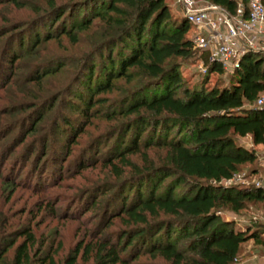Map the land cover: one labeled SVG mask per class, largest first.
Returning <instances> with one entry per match:
<instances>
[{"label": "trees", "instance_id": "16d2710c", "mask_svg": "<svg viewBox=\"0 0 264 264\" xmlns=\"http://www.w3.org/2000/svg\"><path fill=\"white\" fill-rule=\"evenodd\" d=\"M94 1L100 0H65L63 5L48 0L35 22L36 30L43 31L29 43L32 51L61 36L75 44L77 33L87 29L92 19L102 21L107 32L96 49L97 65L88 66L83 82L75 93L68 94V110L75 117L56 115L49 122L52 133L65 144L63 159H51L60 164L58 170L70 155L69 145L75 143L83 123L104 108L107 101L101 95L113 88L114 80L123 79L130 85L117 110L107 117L117 124L104 139L108 145L99 152L97 145L104 141H94L71 162L77 172L100 163L117 182L107 191L96 190L94 194L90 189L81 197L79 210L99 208L98 231L86 243L80 241L69 250L61 264H78V258L91 260V264H133L142 255L166 264H235L243 245L257 239L234 229L218 213L226 210L237 214L247 204L264 206V190L220 184L245 166L252 175L257 173L258 157L253 148H264V110L255 108L254 102L264 94V51L244 52L227 85L208 87L201 83L189 89L183 86L176 60L196 53L186 37L190 25L182 16L172 15L165 0H108L102 13H87L77 23L69 22L70 14L82 12ZM196 1L217 7L228 17L240 6L241 18L247 17V0ZM5 2L17 8L23 5L19 0ZM8 33L0 50V67L10 72L23 57L19 52L25 43L19 31ZM6 34L0 33L1 41ZM13 36L18 38L15 50ZM197 58L205 68L204 75L223 73L219 64L208 60L206 51L197 53ZM31 74V84H38L52 73L41 67ZM55 104L56 99H52L39 113L35 105L29 106L25 110L29 113L19 119H14L12 112L5 113L11 116L9 124H16L8 127V132L21 126L24 134L18 138L20 143L26 136H35L43 130L46 114L56 112ZM76 118L82 122L76 123ZM236 139H248L250 148L242 147ZM41 141L23 156L26 162L33 155L30 169L37 174L54 155L53 151L48 153L43 137ZM150 148L163 149L162 158H149L144 151ZM133 155H140V165L129 160ZM5 186H11L10 182ZM177 189L182 191L175 194ZM97 196L103 203L96 201ZM114 219L121 229L103 233ZM15 234L22 241L14 249L11 264H55L49 253L32 250L34 236L29 227ZM3 245L0 264L14 242L10 239Z\"/></svg>", "mask_w": 264, "mask_h": 264}, {"label": "rangeland", "instance_id": "374dc122", "mask_svg": "<svg viewBox=\"0 0 264 264\" xmlns=\"http://www.w3.org/2000/svg\"><path fill=\"white\" fill-rule=\"evenodd\" d=\"M19 1L23 4L19 8L6 3L5 0H2V4H0V33L7 32L2 41L0 40V50L6 37H9L8 32L15 31L12 33L14 34L19 31L23 35L25 43L23 50L19 52L23 57L14 63L13 70L9 72L3 66L0 67V69L3 68L2 75H0V250L8 240L11 239L14 242V245L2 256L1 264H11L14 249L22 241V238L16 239L15 232L23 227H29L33 233L34 246L32 250L49 253L55 264H61L69 250L80 241L86 243L98 231L99 208L94 211L79 210L78 207H81L82 203L81 197L90 189L94 194H97V191L100 193L107 191L117 182V179L110 174L109 169L100 163L91 169L77 172L71 162L80 155L81 151L87 147L91 148L94 141H98V143L104 141L97 145L98 151H103L107 144L104 139L108 138V132L113 131L117 125L107 120V117L111 111L117 110L121 99L124 98L125 91L130 89V85L124 84L123 79L114 80L113 88L108 93L101 95L107 101L104 108L98 110V113L94 114L95 117L89 119L87 123H83L82 132L76 135L75 143L69 145L70 155L62 160L64 162H61V167L58 170L60 164L51 159L54 156L63 159L62 153L65 144L63 140L52 133L49 122L56 115L58 118L65 115L75 117L68 110L70 102L68 94L75 93L79 83L83 82L87 67L91 64L97 65L95 57L98 52L96 49L105 39L107 32L102 21L92 19L91 25L87 29L77 33L75 44H70L61 36L57 40L42 43L37 50L32 51L29 47L32 37L43 31L41 28L36 30L35 22L39 14L47 8L48 0ZM52 1L55 5L65 3V0ZM72 1L81 3L85 0ZM107 1L91 2L94 4L84 6L82 12L70 14L69 22L77 23L87 13H102ZM165 2L170 7L172 15L182 16L178 0H165ZM207 6L209 5L206 3H195V9ZM194 35H196V31L190 26L186 37L191 39ZM13 37L10 39L15 50L18 38ZM195 52L190 58L176 60L183 86L191 89L201 83L208 87L227 85L231 71L223 72L221 75H204L205 72L202 73L200 69L202 63L197 58L199 51ZM59 64H63L60 69H58ZM41 67L48 68L52 74L45 76L38 84H31L30 81L33 79L31 72H35V69L40 70ZM52 99H56L55 105L58 108L56 112L46 114L43 130H40L38 134L33 137L26 136L20 143L18 138L24 134V129L21 130V126L8 132L7 128L12 129L11 127L16 124H9L11 116L7 117L5 113L12 112L14 119H19L29 111L25 110L33 105H35L36 112L44 111L47 103ZM76 119V123L82 122L80 118ZM41 137L47 141L48 153L53 151L54 155L49 158L48 163H44V167H41L42 170L40 169L41 171L37 174L30 169L33 155L26 162H24L23 156L32 145L40 146ZM236 142L246 149L250 148L248 139H236ZM253 151L258 154L259 159L256 165V175H252L250 167L245 166L239 169L232 181L220 185L223 187H248L252 186L254 180L264 176L261 165L264 163V149L253 148ZM144 152L149 158L157 156L162 158L164 150L150 148ZM129 160L137 165L141 164L140 155H133L129 157ZM8 182L11 186L6 187ZM181 191L182 189H177L175 194ZM100 200L102 202V199L97 196L96 201ZM218 216L222 220L232 223L234 229L247 231L257 239L256 243L250 240L243 245L235 264H241L254 254L257 258H264V206L262 204H247L245 210L237 214L223 210L218 213ZM120 229L121 225L118 220L114 219L103 233H116ZM77 263L91 264L92 261L82 262L78 258ZM133 264L166 263L157 258L151 259L142 255Z\"/></svg>", "mask_w": 264, "mask_h": 264}, {"label": "built area", "instance_id": "2783aa9c", "mask_svg": "<svg viewBox=\"0 0 264 264\" xmlns=\"http://www.w3.org/2000/svg\"><path fill=\"white\" fill-rule=\"evenodd\" d=\"M196 2L201 1L178 0L182 17L196 31V35L190 39L192 50L206 51L208 60L219 64L223 72L237 68L244 52L264 51L262 0H247L246 19L241 18L242 8L240 6L237 7L233 17H228L221 9L210 5L195 9ZM200 69L202 73L205 72L202 64ZM254 106L264 110V96H259ZM234 177L235 175L227 182L232 181ZM252 186L264 190V176L254 180Z\"/></svg>", "mask_w": 264, "mask_h": 264}, {"label": "crops", "instance_id": "0c3cea01", "mask_svg": "<svg viewBox=\"0 0 264 264\" xmlns=\"http://www.w3.org/2000/svg\"><path fill=\"white\" fill-rule=\"evenodd\" d=\"M255 148H262V147L258 146V147H255ZM262 149H264V148H262ZM256 155L258 157V154H256ZM257 160H259V159H257ZM261 165L263 166L262 168L264 170V163L261 164ZM263 259L264 258H257V256L254 254V255L251 256V258H248L247 260L241 262V264H262Z\"/></svg>", "mask_w": 264, "mask_h": 264}]
</instances>
